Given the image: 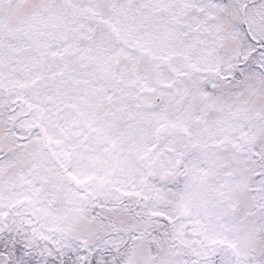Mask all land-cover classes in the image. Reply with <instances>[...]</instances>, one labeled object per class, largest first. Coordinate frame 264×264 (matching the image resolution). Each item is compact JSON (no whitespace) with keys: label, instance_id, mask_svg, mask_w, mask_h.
<instances>
[{"label":"snow or ice","instance_id":"obj_1","mask_svg":"<svg viewBox=\"0 0 264 264\" xmlns=\"http://www.w3.org/2000/svg\"><path fill=\"white\" fill-rule=\"evenodd\" d=\"M0 264H264V0H0Z\"/></svg>","mask_w":264,"mask_h":264}]
</instances>
